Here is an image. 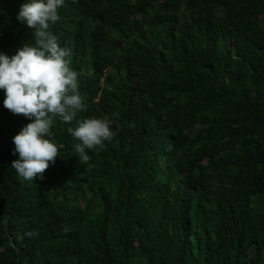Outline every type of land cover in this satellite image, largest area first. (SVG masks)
Instances as JSON below:
<instances>
[{
	"label": "trees",
	"instance_id": "obj_1",
	"mask_svg": "<svg viewBox=\"0 0 264 264\" xmlns=\"http://www.w3.org/2000/svg\"><path fill=\"white\" fill-rule=\"evenodd\" d=\"M24 2L0 0V53L34 44ZM58 15L86 110L53 122L59 157L25 181L13 137L31 121L0 90V264H264V0H65ZM92 117L117 134L81 164L67 129Z\"/></svg>",
	"mask_w": 264,
	"mask_h": 264
},
{
	"label": "clouds",
	"instance_id": "obj_2",
	"mask_svg": "<svg viewBox=\"0 0 264 264\" xmlns=\"http://www.w3.org/2000/svg\"><path fill=\"white\" fill-rule=\"evenodd\" d=\"M64 4L65 0L22 3L17 19L34 29V44H25L12 56L0 53L3 106L13 115H22L31 121L13 137V154H18V159L12 161L11 167L25 181L43 179L46 170L59 157V148L51 138L53 122L71 124L77 113L86 110L78 74L70 67L71 50L61 47L50 31V25L60 19L58 9ZM67 131L79 141L74 149L81 164L89 161L90 151L102 149L117 134L110 120L95 117ZM25 235L36 237L39 233L32 230Z\"/></svg>",
	"mask_w": 264,
	"mask_h": 264
}]
</instances>
